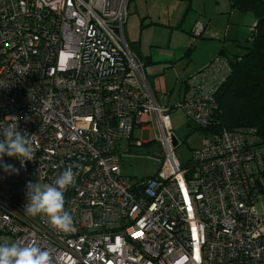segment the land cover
<instances>
[{
    "label": "built area",
    "instance_id": "built-area-1",
    "mask_svg": "<svg viewBox=\"0 0 264 264\" xmlns=\"http://www.w3.org/2000/svg\"><path fill=\"white\" fill-rule=\"evenodd\" d=\"M130 3L0 0V140L17 125L34 148L24 166L0 161V243L35 240L51 264H264V146L252 129L209 131L177 159L171 108L127 44ZM225 65L188 79L175 105L196 127L212 123ZM148 123L161 164L150 178L127 179L121 142ZM69 167L65 233L24 209L29 182L51 184Z\"/></svg>",
    "mask_w": 264,
    "mask_h": 264
},
{
    "label": "rangeland",
    "instance_id": "rangeland-1",
    "mask_svg": "<svg viewBox=\"0 0 264 264\" xmlns=\"http://www.w3.org/2000/svg\"><path fill=\"white\" fill-rule=\"evenodd\" d=\"M159 4L166 6L168 12L172 13V17L177 15L178 20L182 19L184 28L194 25L197 22L195 19L198 18L206 21L207 29L202 38L193 37L189 33L183 34L186 43L179 49V58L170 68L166 69L164 74L162 65H159L160 68L157 67L161 74L157 72L158 82L155 83V89L154 86H151L150 65L144 66L146 78L153 91L165 92L164 89L167 91L173 89L174 82L179 76H185L191 72L193 74L205 68L221 50L232 54L242 53V45L247 43L246 39L255 23L253 11L232 8L229 0H159ZM164 12L167 14V11L164 10ZM235 40L240 41L238 45ZM190 44L193 49L189 56H184V52ZM177 88L178 84L170 94V105L177 104ZM170 119L174 136L179 143L175 148V155L180 162H184L191 156L194 149L201 146L204 134L195 129L192 132L188 131L189 129L186 127L188 120L179 108L170 112ZM192 127L194 128L193 125ZM155 137L156 131L153 125L148 123L146 129L141 132L138 128L133 130L131 141L124 139L121 142V173L124 177L140 179L155 174L161 164V157L158 155V141ZM136 139H140L143 144L134 145ZM259 207L264 209V201Z\"/></svg>",
    "mask_w": 264,
    "mask_h": 264
},
{
    "label": "trees",
    "instance_id": "trees-1",
    "mask_svg": "<svg viewBox=\"0 0 264 264\" xmlns=\"http://www.w3.org/2000/svg\"><path fill=\"white\" fill-rule=\"evenodd\" d=\"M234 8L240 10L250 9L254 13L255 23L251 27L247 43L242 45V53H227L221 50L210 63L203 69L182 79L183 90L177 102L182 100L188 90L187 82L192 76L203 71L211 70L220 60L225 61L226 72L224 80L213 93L214 107L211 112L212 123L209 127H196L190 122L189 132L195 130L207 135L209 131L219 133L223 129L236 131L252 129L258 145L264 146V1L262 0H229ZM203 31L196 37L202 38L207 25L203 24ZM193 27V26H192ZM192 35V28L189 31ZM240 41L235 40L236 45ZM129 49L146 65L137 51L138 43L128 42ZM193 46L190 44L185 51L189 56ZM220 59V60H219ZM209 82V80H208ZM165 97L164 101L174 110L175 105L169 104L167 93H160ZM194 126V128L192 127ZM264 173V171H262ZM147 176L141 180L150 178Z\"/></svg>",
    "mask_w": 264,
    "mask_h": 264
},
{
    "label": "clouds",
    "instance_id": "clouds-1",
    "mask_svg": "<svg viewBox=\"0 0 264 264\" xmlns=\"http://www.w3.org/2000/svg\"><path fill=\"white\" fill-rule=\"evenodd\" d=\"M17 125L3 129V139L0 140V161L3 157H15L24 166L26 161L34 160L32 140L16 130ZM5 172L18 174L19 170L11 164L2 165ZM75 174L72 168H67L53 183L27 185L28 202L25 213L30 216L44 215L51 225L59 231L69 232L73 229V218L65 210L64 192L73 185ZM0 264H51L50 254L43 250L35 240L23 245L18 243H0Z\"/></svg>",
    "mask_w": 264,
    "mask_h": 264
},
{
    "label": "crops",
    "instance_id": "crops-1",
    "mask_svg": "<svg viewBox=\"0 0 264 264\" xmlns=\"http://www.w3.org/2000/svg\"><path fill=\"white\" fill-rule=\"evenodd\" d=\"M163 9L167 11V14ZM198 20L207 25L205 20H200L198 18L195 19V22ZM182 21V19L178 20L177 15L172 17V13L168 12L166 6L159 4V0H131L130 12L126 18L124 26L126 40L128 38V42L138 43L136 47L137 51H139V56H141L146 62V65H150L149 76L152 79H150L152 82L151 86H154V89L156 88L155 83L158 82L156 76L161 74L157 70V67L160 68L159 65H162V68H164L162 72L164 74L166 69L170 68V66L175 63V60L179 58V49L185 46L186 38L183 36V34H188L193 24L187 28H184ZM161 35L165 36L163 37ZM190 75H192V72L185 76H179L175 80V85L173 87L175 88V86L178 84V92L176 97L177 100L179 99L183 90L182 79H185ZM146 81L148 83L147 78ZM148 86L150 87L149 83ZM173 89L168 91L167 89H164L166 90L165 92L160 90L153 91L152 89L151 91L155 94H159V92L167 93L169 99Z\"/></svg>",
    "mask_w": 264,
    "mask_h": 264
},
{
    "label": "water",
    "instance_id": "water-1",
    "mask_svg": "<svg viewBox=\"0 0 264 264\" xmlns=\"http://www.w3.org/2000/svg\"><path fill=\"white\" fill-rule=\"evenodd\" d=\"M187 129H189V124L186 125ZM174 144H176V140H174Z\"/></svg>",
    "mask_w": 264,
    "mask_h": 264
}]
</instances>
